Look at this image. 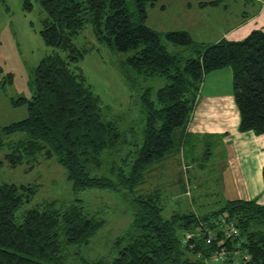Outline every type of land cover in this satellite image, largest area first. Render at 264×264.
<instances>
[{
    "label": "trees",
    "instance_id": "obj_1",
    "mask_svg": "<svg viewBox=\"0 0 264 264\" xmlns=\"http://www.w3.org/2000/svg\"><path fill=\"white\" fill-rule=\"evenodd\" d=\"M37 1L44 13L40 35L57 50L31 70L32 95L13 100L25 105L27 114L0 128V148L5 147L11 168L54 157L73 190L109 188L131 196L129 228L105 256L84 264H214L211 256L221 248L227 252L221 264H264V203L256 198L227 199L216 209L164 217L155 195L134 193L147 169L182 136L189 137L186 128L210 72L230 67L239 129L264 133V29L238 41L204 43L185 30L162 33L147 24L145 5L157 0ZM32 4L23 0L26 10ZM84 29L97 44L129 52L119 60V71L131 90L141 91L138 135L129 122L106 116L87 83L79 66L87 49L74 40ZM168 43L189 55L170 52ZM15 131L21 136L2 141L1 135ZM37 189V184L0 181V264H67L74 247L88 245L104 225L81 199L43 200L18 214ZM223 222L234 224L238 236L226 237ZM186 233L192 236L184 241ZM238 241L247 259H233Z\"/></svg>",
    "mask_w": 264,
    "mask_h": 264
},
{
    "label": "rangeland",
    "instance_id": "obj_2",
    "mask_svg": "<svg viewBox=\"0 0 264 264\" xmlns=\"http://www.w3.org/2000/svg\"><path fill=\"white\" fill-rule=\"evenodd\" d=\"M200 1L210 0H157L154 4L147 3V24L162 33L185 30L193 40L206 43L214 41L227 28L241 21L245 12L255 10L257 13L259 9V4L254 7L245 0H221L216 7L210 4L199 6ZM32 3V8L26 10L23 0H0V128L26 116L25 105H15L13 100L32 95L31 70L43 57L57 50L44 43L40 35L44 13L37 0H32ZM246 26L264 29V15L256 17ZM74 40L87 49L79 66L106 116L129 122L135 135H138L143 118L139 98L141 91L131 90L119 71V60L129 52H117L97 44L88 29H84ZM167 47L170 52L182 51L184 55H189L180 46L168 43ZM224 68L231 72L229 66ZM224 72L227 71L222 74ZM218 78L225 80V84H215ZM203 86L214 89L221 87V90L226 87L232 97V111L237 114L234 129L223 134H207L199 139L188 137L184 140L182 136L179 144L163 160L147 169L134 193L155 195L163 207L164 217L176 212L201 213L218 208L227 199H233L234 187L240 185L241 181L234 177L239 175L238 171V175L232 171L240 167L245 169L244 173L240 169V176L245 178L242 180L252 191H257L254 196L257 201L264 203V139L253 142L254 136L264 133L239 129V114L232 92V73L230 76H217L214 72L205 75L197 99L204 93ZM227 112L231 115V109ZM244 132L250 135H244ZM19 136L21 133L15 131L11 135H1V139L5 142ZM222 136L228 140L225 141ZM242 141L249 149L237 145ZM231 142L238 146V156H242L237 168L235 165H226V153L230 152ZM5 152V147H1L0 181L38 185L32 200L24 204L18 214L43 200L58 199L68 203L81 199L82 205L91 215L104 220V225L88 245L74 247V255L67 264H84L85 261L105 256L117 236L129 228L133 212L131 196L109 188L73 190L64 168L54 157L40 159L30 168L25 165L11 168L5 161ZM249 152L255 153L254 159L248 157Z\"/></svg>",
    "mask_w": 264,
    "mask_h": 264
},
{
    "label": "crops",
    "instance_id": "obj_3",
    "mask_svg": "<svg viewBox=\"0 0 264 264\" xmlns=\"http://www.w3.org/2000/svg\"><path fill=\"white\" fill-rule=\"evenodd\" d=\"M245 2L251 3L252 5H254V7H256V5L261 3V6L259 7V9H257V13L255 10H253L250 13L245 12L244 18L241 21H238L236 24L227 28V30L223 31L221 35H219L212 42H216L220 39H226L230 41L242 40V38H245L252 30H254L252 28L250 29V27H247L246 24L256 19V17L264 15V0L262 2H258V0H252V1L245 0ZM201 3L202 1L199 2V6H201L200 5ZM205 42L212 43L211 41H205ZM226 69L227 68H222V69H219L213 72L216 73L217 76H222L226 74L227 76H230L231 75L230 70H226ZM223 71H227V72H224V74H222ZM225 82H226L225 80L221 81V79L219 78L215 79V84L217 85L220 84V86L224 85ZM220 88L218 89H214L211 87L205 88V86H203L204 93H202L201 97L197 99V103H196L194 112L192 113L191 120L186 128V134H188V136L190 135L189 137H193L194 139L195 138L199 139L201 136L203 137L207 136V134H209V136L212 134H223V133H227L228 131H231L234 129V124H235L237 114H235L234 110L232 111V108H231L232 97L229 96L231 94L230 93L228 94V90L226 89V87H223L222 90ZM230 109H231V115H229L227 112V111H230ZM244 135L249 136L250 133L244 132ZM222 137L225 141L228 140L226 139V137L224 136ZM253 139H254L253 142H256L257 140L264 139V135L258 136V137L254 136ZM230 145H231L230 152L226 153L227 154L226 165L227 166L235 165V167L237 168L239 165L240 159L242 158V156H238L239 148L237 145H239L241 148H245V149H249V148L243 141L237 145L231 142ZM255 145H258V144H255ZM248 155H250L248 156L250 157V159L251 158L254 159L255 153L249 152ZM243 156L245 158L244 154ZM259 165L260 164H258V166ZM240 169L241 167L237 168L235 172L232 171L235 175H238L239 173L238 176H234V177L235 179H237L238 177L237 181L238 180L241 181L240 185H236V187H234L235 189L234 198H240V199L256 198L254 196L257 193V191L256 190L252 191L250 188H248L245 181L242 180L245 178L243 177V175L240 176L241 171L244 173V170H245L244 167L241 169V171Z\"/></svg>",
    "mask_w": 264,
    "mask_h": 264
},
{
    "label": "built area",
    "instance_id": "obj_4",
    "mask_svg": "<svg viewBox=\"0 0 264 264\" xmlns=\"http://www.w3.org/2000/svg\"><path fill=\"white\" fill-rule=\"evenodd\" d=\"M222 229H223L226 237L238 236V230H237L236 226L232 223L223 222L222 223ZM212 234H213L212 232H210V231L208 232V238L209 239L213 238ZM191 236H192L191 233H186V235L184 237V241L191 238ZM240 242L241 241H238L235 245L237 248L232 250L233 259L236 261L238 259H240L241 257H243L244 259L248 258V256L245 254L240 255V250L238 249L240 246ZM226 253L227 252L224 248H221V249L215 251V253L211 256V262L214 264H221L220 262L225 259Z\"/></svg>",
    "mask_w": 264,
    "mask_h": 264
}]
</instances>
